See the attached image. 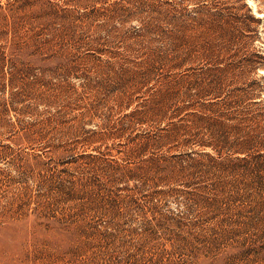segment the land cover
Masks as SVG:
<instances>
[{"label": "rangeland", "instance_id": "1", "mask_svg": "<svg viewBox=\"0 0 264 264\" xmlns=\"http://www.w3.org/2000/svg\"><path fill=\"white\" fill-rule=\"evenodd\" d=\"M0 264H264V0H0Z\"/></svg>", "mask_w": 264, "mask_h": 264}, {"label": "trees", "instance_id": "2", "mask_svg": "<svg viewBox=\"0 0 264 264\" xmlns=\"http://www.w3.org/2000/svg\"><path fill=\"white\" fill-rule=\"evenodd\" d=\"M216 15H217L216 13H213V14H210L208 17H209L210 19H212L213 22H215V21L217 20V18H218Z\"/></svg>", "mask_w": 264, "mask_h": 264}]
</instances>
